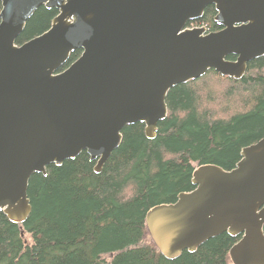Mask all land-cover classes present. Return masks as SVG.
I'll return each mask as SVG.
<instances>
[{
  "label": "water",
  "instance_id": "1",
  "mask_svg": "<svg viewBox=\"0 0 264 264\" xmlns=\"http://www.w3.org/2000/svg\"><path fill=\"white\" fill-rule=\"evenodd\" d=\"M55 8L47 30L18 44L40 7ZM213 5L208 31L188 23ZM0 210L23 224L29 178L82 150L100 172L127 124L153 139L171 87L207 70L239 79L264 55V0H0ZM79 56L68 64L71 52ZM230 55L235 59H229ZM194 188L145 213L166 258L223 232L240 235L232 264H264V136L231 169L197 166Z\"/></svg>",
  "mask_w": 264,
  "mask_h": 264
},
{
  "label": "trees",
  "instance_id": "2",
  "mask_svg": "<svg viewBox=\"0 0 264 264\" xmlns=\"http://www.w3.org/2000/svg\"><path fill=\"white\" fill-rule=\"evenodd\" d=\"M56 14L55 8L38 7L16 43L47 30ZM214 15L208 5L188 25L217 30ZM79 54L71 52L63 68ZM165 102L155 137L145 136L141 122L125 125L100 172L82 150L48 165L45 175L33 173L26 221L13 223L0 210V264H232L228 252L240 235L223 232L168 259L150 239L144 218L153 206L192 190L197 166L231 169L240 150L264 136V55L249 61L239 79L211 68L174 85Z\"/></svg>",
  "mask_w": 264,
  "mask_h": 264
},
{
  "label": "rangeland",
  "instance_id": "3",
  "mask_svg": "<svg viewBox=\"0 0 264 264\" xmlns=\"http://www.w3.org/2000/svg\"><path fill=\"white\" fill-rule=\"evenodd\" d=\"M198 26H202L201 23H196ZM106 258L109 259L110 255H106Z\"/></svg>",
  "mask_w": 264,
  "mask_h": 264
}]
</instances>
